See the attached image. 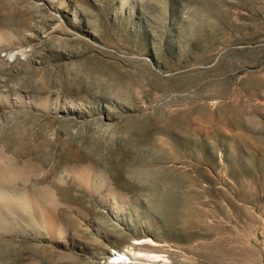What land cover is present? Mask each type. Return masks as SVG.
<instances>
[{
  "label": "rangeland",
  "instance_id": "rangeland-1",
  "mask_svg": "<svg viewBox=\"0 0 264 264\" xmlns=\"http://www.w3.org/2000/svg\"><path fill=\"white\" fill-rule=\"evenodd\" d=\"M124 251L264 264V0H0V264Z\"/></svg>",
  "mask_w": 264,
  "mask_h": 264
},
{
  "label": "bare ground",
  "instance_id": "bare-ground-1",
  "mask_svg": "<svg viewBox=\"0 0 264 264\" xmlns=\"http://www.w3.org/2000/svg\"><path fill=\"white\" fill-rule=\"evenodd\" d=\"M11 54V53H10ZM149 239H142L140 242L138 240H135L137 242L136 244H141L142 242H149ZM134 242V243H135ZM112 256V259H110L111 264H138V263H156L158 261H161V255L155 254V253H143V252H137L136 254L132 252H119L114 253L110 255V258ZM109 262V261H108Z\"/></svg>",
  "mask_w": 264,
  "mask_h": 264
}]
</instances>
